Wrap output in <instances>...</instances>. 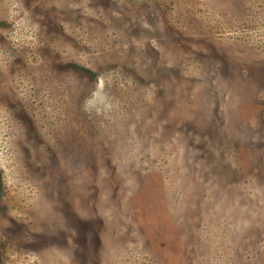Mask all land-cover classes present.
Returning a JSON list of instances; mask_svg holds the SVG:
<instances>
[{"label":"rangeland","instance_id":"1","mask_svg":"<svg viewBox=\"0 0 264 264\" xmlns=\"http://www.w3.org/2000/svg\"><path fill=\"white\" fill-rule=\"evenodd\" d=\"M0 264H264V0H0Z\"/></svg>","mask_w":264,"mask_h":264}]
</instances>
